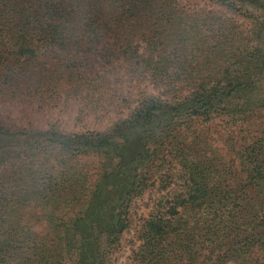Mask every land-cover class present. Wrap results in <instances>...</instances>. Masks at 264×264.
<instances>
[{
    "label": "trees",
    "instance_id": "trees-1",
    "mask_svg": "<svg viewBox=\"0 0 264 264\" xmlns=\"http://www.w3.org/2000/svg\"><path fill=\"white\" fill-rule=\"evenodd\" d=\"M201 1L0 0V102L83 119L126 84L102 127L0 115V264H113L154 184L132 264H264V0Z\"/></svg>",
    "mask_w": 264,
    "mask_h": 264
},
{
    "label": "rangeland",
    "instance_id": "rangeland-1",
    "mask_svg": "<svg viewBox=\"0 0 264 264\" xmlns=\"http://www.w3.org/2000/svg\"><path fill=\"white\" fill-rule=\"evenodd\" d=\"M189 9H195L203 5L201 0H182ZM211 4H206V7H211ZM241 19L242 16H239ZM126 75H123L124 79ZM124 82L116 83L110 79L106 80L100 87L99 92L103 99V108L97 111L85 113L83 119H78L76 108L78 107L77 98L64 97L55 98L53 102L58 103L54 108L44 107L43 109H33L36 105L32 102L28 103L26 99H12V103L4 99L0 102V115L4 116L6 120H16L20 123H26L28 120L33 124L43 125L48 118L56 119L59 124L68 129H78L84 125L93 127H102L108 124L112 119L120 116L119 108L115 106V91L125 89ZM133 93L141 90L153 91L151 84L147 81L137 83L131 86ZM156 91V90H155ZM19 118H22V120ZM211 142L218 147V151L229 157L231 154L228 152L224 144V137L226 134L235 130V126L225 124L224 119L216 117L207 122ZM86 127V126H84ZM164 192L163 189L157 184L147 187L139 195L135 196L129 208V224L121 234V244L118 250L115 251V260L113 264H132L131 253L137 247L139 240L136 237L137 230L140 227L143 219L148 215L153 200L160 193Z\"/></svg>",
    "mask_w": 264,
    "mask_h": 264
}]
</instances>
